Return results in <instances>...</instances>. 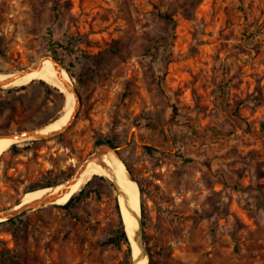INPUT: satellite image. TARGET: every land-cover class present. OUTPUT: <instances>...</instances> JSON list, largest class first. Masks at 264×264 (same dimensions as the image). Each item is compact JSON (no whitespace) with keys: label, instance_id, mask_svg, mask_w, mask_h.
I'll use <instances>...</instances> for the list:
<instances>
[{"label":"rangeland","instance_id":"obj_1","mask_svg":"<svg viewBox=\"0 0 264 264\" xmlns=\"http://www.w3.org/2000/svg\"><path fill=\"white\" fill-rule=\"evenodd\" d=\"M55 2L53 42L52 0H0V72L59 56L80 97L67 129L0 157V211L109 139L143 189L148 264H264V0ZM43 82L0 88V136L62 115ZM90 180L0 225V264H131L115 187Z\"/></svg>","mask_w":264,"mask_h":264},{"label":"bare ground","instance_id":"obj_2","mask_svg":"<svg viewBox=\"0 0 264 264\" xmlns=\"http://www.w3.org/2000/svg\"><path fill=\"white\" fill-rule=\"evenodd\" d=\"M16 76L17 72H0V84L2 88L21 87L36 80H42L65 94L67 98L65 111L60 117L40 128L39 133L50 135L64 130L71 121L76 109V98L71 90H69V85H71L72 81L65 69L62 66H56L47 57L40 61L39 67L35 70L29 71L19 77ZM29 141H33V139L18 141L8 136H0V157L13 144H21ZM94 176L105 177L114 183L125 232L133 248V257L136 258L140 254V248L134 238V233L138 228V221L128 211L127 202L137 216H139L141 213L139 186L113 150L107 148L97 149L71 186H69L70 180L66 179L48 187L26 192L23 194L19 204L14 205L12 210H17L28 204L31 205L45 200H52L47 203L48 205L65 204L72 196L79 193L83 186ZM117 186L121 188L122 192H118ZM137 264H147V257L142 258Z\"/></svg>","mask_w":264,"mask_h":264},{"label":"water","instance_id":"obj_3","mask_svg":"<svg viewBox=\"0 0 264 264\" xmlns=\"http://www.w3.org/2000/svg\"><path fill=\"white\" fill-rule=\"evenodd\" d=\"M44 58H47V57H44ZM48 58H50L52 60V62L55 63L56 66H62L55 57L49 56ZM40 61L37 64L31 65V66H29V67H27V68H25L23 70L18 71L16 77L22 76V75L26 74L29 71L35 70L36 68L39 67ZM64 69L69 74L68 70L66 68H64ZM71 81H72V83H71V85H69V90H71V92L74 94V96L76 98V109H75V112H74V114H73V116L71 118V121L65 127V129H67L70 126V124L72 123V121L75 118V115L77 113L79 104H80V97H79V94H78L76 88L74 87V83H73V79L72 78H71ZM0 88H2L1 84H0ZM39 130H40V128L27 130V131H21V132H17V133H13V134H8L6 136L11 137L13 139H16L18 141H25L26 139H30V138H32L33 141H37V140H43V139L52 138V137H54V136H56V135H58V134H60L61 132L64 131V130H62V131H59V132H56V133H52L50 135H47V134L43 135V134L39 133ZM111 149L114 150L115 152H117V150H118L117 148H111ZM92 155L88 156L83 162H81L79 164V166L76 168L74 174L71 177L68 178V180H70L69 186H71L72 183L74 182V180L79 176L81 170L83 169V167L85 166L87 161L92 157ZM110 182H111V184L114 187V183L112 181H110ZM117 190H118V192H122L121 188L118 187V186H117ZM51 201L52 200H45V201H42V202H39V203H35V204H31V205L28 204L26 206H23L20 209H17V210H12L14 208L13 207V208H9L7 210L0 211V219H1L0 222H4V221L10 220L12 218H16L17 216H19L20 214H22L25 211H28V210H31V209H35V208H38V207H41V206H44V205H48L47 203H49ZM17 204H19V203H17ZM127 209L131 213V215H133V216H135L137 218V221H138V228H137V230L134 233V238H135V241L137 242V244H138V246L140 248V254L136 258H134L133 255H132V262H131V264H137L145 256L148 259V253H147V250H146V248L144 246V240H143V221H142L141 213H140L139 216H137V214L132 210V208L130 207L128 202H127ZM147 264H148V262H147Z\"/></svg>","mask_w":264,"mask_h":264},{"label":"trees","instance_id":"obj_4","mask_svg":"<svg viewBox=\"0 0 264 264\" xmlns=\"http://www.w3.org/2000/svg\"><path fill=\"white\" fill-rule=\"evenodd\" d=\"M52 1H53V9H54V12H55V18L53 19L52 23L48 25L46 31H48L47 36L49 37V40L54 42V40H53V30H54V28H55V26H56V24H57V21H56V20H57V18H58V4H56L55 0H52ZM53 42H52V43H53ZM65 47H66V49H67L68 47H69V48H72V43H71V44L69 43V45H67V46H65ZM55 58H56L60 63L62 62V60H61V58H60L59 56H57V57L55 56ZM68 71H69V69H68ZM69 72H70V71H69ZM32 83H33V82H32ZM32 83H31V84H32ZM43 83H44V85H45L48 89H50V90H52V91H55L59 96H61V97L64 96L63 93H61L57 88L52 87V86L46 84L45 82H43ZM27 87H28V86H23V87H21V88H19V89L24 90V89H26ZM9 91H11V90H9ZM98 145H99V146H106V147H110V148H116L115 144H114L112 141H110L109 139H102V140H99ZM17 148H18L17 144H13V145L11 146L10 150L15 151V150H17ZM146 148L151 149V147H148V146H147ZM118 153H119V152H118ZM125 164H126L128 170H129V172L131 173V170H130L128 164H127V163H125ZM95 177H99V178L104 179V177H100V176H95ZM136 181H137V180H136ZM137 182H138V184H139L140 192L143 193L142 186L140 185L139 181H137ZM56 183H57V182H48V183H45V184H37V185H33V186L29 187V188L27 189L26 192H29V191H32V190H35V189H39V188L48 187V186H50V185H54V184H56ZM90 183H91V180L86 184V186H88ZM82 193H83V190H81V191H80L79 193H77L76 195L72 196V197L68 200V202H67L63 207L66 208V207H69L70 205H72V204L76 201V199L78 198V196L81 195ZM141 207H142V212H143V205H142ZM18 218H19V217H17V218H12V219L7 220V221H4V222H0V225L13 223V222H14L15 220H17ZM119 231H120V237H121L123 240H125L127 243H129V241H128V237H127L126 232H125V230H124V226H123L122 219H121V222H120V230H119Z\"/></svg>","mask_w":264,"mask_h":264}]
</instances>
